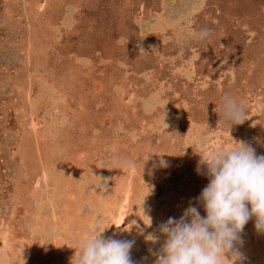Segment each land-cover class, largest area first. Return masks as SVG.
Listing matches in <instances>:
<instances>
[{
  "label": "rangeland",
  "instance_id": "374dc122",
  "mask_svg": "<svg viewBox=\"0 0 264 264\" xmlns=\"http://www.w3.org/2000/svg\"><path fill=\"white\" fill-rule=\"evenodd\" d=\"M236 141L264 155V0H0V264H74L107 227L154 264L147 236ZM254 225L239 264H264Z\"/></svg>",
  "mask_w": 264,
  "mask_h": 264
},
{
  "label": "clouds",
  "instance_id": "9594fccd",
  "mask_svg": "<svg viewBox=\"0 0 264 264\" xmlns=\"http://www.w3.org/2000/svg\"><path fill=\"white\" fill-rule=\"evenodd\" d=\"M209 36L208 29L197 34ZM222 115L230 123L242 124L246 112L231 96L222 98ZM230 149L219 148L202 157L197 173L208 183L179 218L169 217L158 226V235L147 240L162 243L154 252V264H239L242 254L241 233L250 219L264 233V155L244 141ZM166 167L167 161L161 160ZM134 162H128L133 167ZM200 208L204 215H201ZM108 228V227H107ZM106 228V229H107ZM93 231L77 244L74 264H135L131 257L134 240L105 238L106 230Z\"/></svg>",
  "mask_w": 264,
  "mask_h": 264
},
{
  "label": "bare ground",
  "instance_id": "6f19581e",
  "mask_svg": "<svg viewBox=\"0 0 264 264\" xmlns=\"http://www.w3.org/2000/svg\"><path fill=\"white\" fill-rule=\"evenodd\" d=\"M17 87V86H16ZM17 91V90H16ZM22 94V93H21ZM21 108V107H20ZM23 122V121H22ZM67 136V135H66ZM10 139V138H9ZM48 143V142H47ZM22 144V143H21ZM43 147V146H42ZM61 153V152H60ZM45 157V156H44ZM39 163V162H38ZM51 164V163H50ZM55 164V163H54ZM53 164V165H54ZM59 171V170H58ZM122 192V191H121ZM5 238H6V236H5ZM10 241V240H9ZM12 242V241H11Z\"/></svg>",
  "mask_w": 264,
  "mask_h": 264
}]
</instances>
